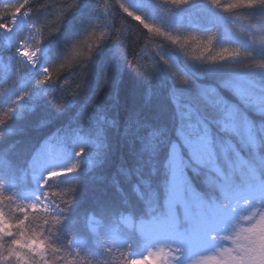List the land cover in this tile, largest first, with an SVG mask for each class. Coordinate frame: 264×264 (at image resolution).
<instances>
[{"label": "trees", "instance_id": "1", "mask_svg": "<svg viewBox=\"0 0 264 264\" xmlns=\"http://www.w3.org/2000/svg\"><path fill=\"white\" fill-rule=\"evenodd\" d=\"M71 2L29 0L30 22L51 32L53 38L38 68H59L72 40L85 32L101 31L104 23L110 32L88 60L59 70L50 82L35 85L31 82L38 71H18L14 48L7 47L0 31V116L8 114L0 125V193L10 198L13 208L29 204L24 191L35 190L40 198L46 192L60 193L62 199L51 200L59 212L50 214L60 222L50 232L45 228L49 244L67 252L75 264H120L143 249L145 237L136 229L139 220L168 216L164 201L173 142L183 157V199L195 218L201 213L209 216L213 206H227V192L264 181V69L256 66L264 62V45L256 42L264 35V5L217 15L222 42L251 51L252 61L201 64L186 62L174 46L124 13L120 5L133 7L131 0H76L56 31V18L44 27L45 15L55 9L59 12ZM20 4L21 0H0V7L14 6L9 14L0 15V23H9ZM115 51L118 56L111 62ZM160 51L221 103L222 115L193 108L205 130L202 137L183 129L180 106L185 102L176 94ZM144 58L155 64V86L146 79ZM104 74L113 83L110 109L114 126L108 146L86 159V167L45 181L50 160L63 144L72 149L75 136H82L85 142L91 139L90 125L80 128L79 118L96 96ZM49 147L52 156L47 153ZM235 151L246 165L237 162ZM198 199L203 206L197 205ZM125 215L132 220L131 228L120 222ZM89 216L96 220L94 231L88 229ZM243 224L241 219L234 220L229 232H209L208 238L230 242L237 250L236 245L247 243L235 236ZM194 226L195 221L188 225L181 220L177 225L187 232ZM224 249L232 248L222 244L215 249L218 264H233L229 256H219ZM231 255L239 256L240 251Z\"/></svg>", "mask_w": 264, "mask_h": 264}, {"label": "rangeland", "instance_id": "2", "mask_svg": "<svg viewBox=\"0 0 264 264\" xmlns=\"http://www.w3.org/2000/svg\"><path fill=\"white\" fill-rule=\"evenodd\" d=\"M131 2L134 4L133 7L127 6L130 12L134 15L140 16L145 23H149L158 26L162 31L171 33L173 35H186L194 34L200 38L206 39L209 35L214 34L213 47L220 48L224 46H230L223 43V34L218 27V13L221 12L218 8H213L207 3V0H190V2L181 7H172L168 4L162 3L161 0H141V3H135L133 0ZM14 6L4 5L0 7V15L9 14ZM23 12V10H22ZM57 10L55 9L49 16H44V27L47 28L48 23L55 20L57 16ZM11 19L19 17L20 8L12 13ZM31 14L28 17L27 23L19 29H12L10 32L2 31L1 36L5 40L6 45L9 48H14V57L18 67V71L23 74H34L37 70L33 72L29 71L23 63L18 58L17 49L19 44L25 42H30L32 38V30L34 27H40L36 22H30ZM11 21V20H10ZM105 27H102L101 31L107 33L110 32L107 23H104ZM28 28H31L29 31ZM53 33V31H52ZM88 32H85L81 38L70 39L71 45L67 52H64V57L62 60L70 54L71 46L77 42L82 41L87 36ZM46 37H42L38 49L37 58L40 59L48 50L49 44L53 38L45 33ZM10 38L13 39L14 43H10ZM40 37L37 36V39ZM105 41V40H104ZM103 41V42H104ZM103 42L101 44H103ZM171 44L170 42L166 41ZM100 44V45H101ZM99 45V46H100ZM172 45V44H171ZM96 48V50L99 48ZM174 46L182 55V58L186 62H191L185 54L184 50L179 47ZM231 47V46H230ZM95 50V51H96ZM94 51V52H95ZM93 52V53H94ZM118 51L113 53V59H116ZM163 59L166 62L167 68L171 77L173 78V84L178 97H180L185 104L180 106L182 112V125L185 132L191 136L204 135L205 130L201 126L199 119L194 111V107L198 108L203 113H208L213 111L217 115H222L224 113L221 103L213 94V92L208 88H203L197 86L192 80H190L186 74L176 65L175 61L163 54ZM143 70L146 74V79L150 86H155L156 83V67L151 58L143 59ZM44 75V72H39V75L32 80L31 83L38 85L36 81ZM187 80L188 83L181 84L180 80ZM46 83V82H45ZM43 83V84H45ZM113 92V83L111 82V77L104 74L102 77V82L96 96L94 97L92 103L82 111L79 124L80 128H85L86 125H90L91 139L86 142L82 136H75L73 148H67L66 144L62 145V150L57 151L56 157L52 156L51 147L47 149V153L51 154L49 157L50 166L47 171L48 175L50 172L56 171L58 173H68L73 165H76V170L86 167L89 162H85L98 150L106 148L109 143V136L114 126V121L111 116V98ZM73 140V138L71 139ZM227 143H229L227 141ZM80 153V155H77ZM182 156L179 153L176 143H173L170 148V185L169 192L165 200V208L168 211L167 218L161 217H151L146 221H140L137 225V230L139 233L145 236L146 243L144 245L143 251L138 256L131 259L145 258L144 264H154L152 260L146 259L150 251H154L158 246H163L165 249H175L183 248L182 254L179 260H173L172 256L168 257V260L172 261V264H189V262L196 258H207L210 256L217 257L215 260L208 261V264H218V255H215V247H220L222 243H212L208 238L209 231L221 232L224 227H228L230 223L235 219H242V216L247 215L250 209L254 207H260L264 204V181L250 184L245 190H237L235 192L227 193V198L230 204L227 207H216L211 210L210 217H204L200 215L197 218L196 226L192 232H185L177 228V223L179 221L178 210L181 213L182 221L187 223L193 222V216L189 213L188 206L182 197V183L184 180V174L180 169V163ZM240 161V160H239ZM25 196L28 202L39 203L44 201L49 203L50 213L57 212V209L52 201L40 198L35 191L25 192ZM202 204V203H200ZM172 221L175 225L174 231H168L161 228L162 224H166L168 221ZM243 220V219H242ZM91 222V219H89ZM130 219L124 217L121 222L124 225L129 226ZM131 222V221H130ZM245 222V221H244ZM146 226L151 230H146L144 232L140 231V226ZM90 229H93L92 223H89ZM198 234L204 241L199 247L190 248L186 244L181 243L182 236H190L192 234ZM225 243V242H224ZM235 252L236 250L233 249ZM163 264V262H162Z\"/></svg>", "mask_w": 264, "mask_h": 264}, {"label": "snow or ice", "instance_id": "3", "mask_svg": "<svg viewBox=\"0 0 264 264\" xmlns=\"http://www.w3.org/2000/svg\"><path fill=\"white\" fill-rule=\"evenodd\" d=\"M76 0H72L70 4L62 8L56 16L55 31L61 21L63 15L70 11L75 6ZM162 3L168 4L172 7H181L190 2V0H161ZM119 3V0H116ZM207 3L213 8H218L224 13H231L235 10L252 9L257 6L264 5V0H207ZM29 0H21L20 13L24 16L29 15L30 11L26 10ZM120 8L135 21H139L145 29L153 36L170 42L172 45L185 50L192 59H202L208 57L207 63H218L228 59H235L240 55L239 52H230L229 49L223 48L214 50L213 41L214 34L209 35L206 39L200 38L194 34L173 35L162 31L158 26L145 23L140 16L134 15L123 5ZM107 9V5H105ZM23 10V12H22ZM107 13V12H106ZM15 21L10 23H0V31L10 32ZM51 34L48 33V35ZM37 36L40 38L37 39ZM46 37L45 32L40 27H34L32 30V38L30 42L20 44L17 49V54L25 59L28 64H34V58L41 38ZM107 38V33L103 31H89L85 39L77 42L71 46L70 54L65 58L59 68H45L44 75L41 76L36 83L43 84L50 82L52 75L59 70L70 66L73 62L80 60H87L96 48ZM257 43L264 45V35H262ZM209 53H214L209 55ZM250 57V53L246 54ZM257 67L264 69V62L258 63ZM181 84L188 83L187 80L181 79ZM27 95V93H24ZM8 118V114L0 116V125H2ZM80 155V153H77ZM76 165H73L69 171H75ZM62 175L56 171L50 172L45 181L53 179ZM43 186V185H41ZM45 200H54L56 198L62 199V195L57 192H46ZM10 198L5 197L0 193V264H75L73 259L69 258L67 252H62L59 248L53 247L49 244L48 238L45 235V228L50 232L52 227L57 225L60 221L55 215L50 214L49 203L40 201L39 203H31L26 206L12 207ZM8 207V211H5ZM18 215H13V213ZM245 223L237 227L235 232L236 239L243 238L247 241L244 245H236V240L232 243L236 245L237 250L240 251L239 256H232V249H224L219 253V256L225 255L233 261V264H264V204L260 207L250 209L247 215L242 216ZM129 226L131 222L127 221ZM168 231H174L175 225L172 221L160 226ZM151 230L146 226L141 225L140 231L144 232ZM209 239H215L210 236ZM203 240L198 234L190 236H182L181 243L186 244L190 248L199 247L203 244ZM183 248L165 249V247L158 246L154 251H150L146 259L152 260L154 264H172L168 260L171 255L173 260H179ZM217 257L210 256L207 258H196L189 262V264H208V261L215 260ZM145 258L122 260L120 264H144Z\"/></svg>", "mask_w": 264, "mask_h": 264}, {"label": "clouds", "instance_id": "4", "mask_svg": "<svg viewBox=\"0 0 264 264\" xmlns=\"http://www.w3.org/2000/svg\"><path fill=\"white\" fill-rule=\"evenodd\" d=\"M223 48H227V49H229L230 52H233V53H235V52H239V53H240V55H239L238 57H236L235 59H228V60H225V61H228L229 64H231V63H233V62H241V61H245V60L252 61L253 53H252L251 51L244 50V49H242L241 47H230V46H224V47H220V48H215L214 50H219V49H223ZM248 53L251 54L250 57L246 55V54H248ZM184 54H185V56H186L189 60H191V61H198V62H200L201 64H208V63H207V59H208L207 56L204 57V58H202V59L197 60V59H192L191 56H190L189 54H187V52H186L185 50H184ZM212 54H214V53H209V55H212ZM91 55H92V54H91ZM90 57H91V56H90ZM90 57H89V58H90ZM89 58H88V59H89ZM88 59H87V60H88ZM223 62H224V61H223ZM245 67H248V65L245 64Z\"/></svg>", "mask_w": 264, "mask_h": 264}, {"label": "bare ground", "instance_id": "5", "mask_svg": "<svg viewBox=\"0 0 264 264\" xmlns=\"http://www.w3.org/2000/svg\"><path fill=\"white\" fill-rule=\"evenodd\" d=\"M12 21H15L14 25L12 26V29L13 30L14 29H19V28H21L22 26H24L27 23V21H28V15L27 16L21 15L19 17H15V18L12 19ZM28 30L30 31L31 28H28ZM10 43H12V44L14 43V41H13L12 38H10ZM19 46H20V44H19ZM37 55H38V53L36 52V55H35V58H34V64H31V65L28 64L27 61L25 59L21 58L20 56H18V58L21 61V63H23L25 65V67L29 71L33 72L34 70L37 69V66H38V58H37ZM218 209L219 208H216L215 210H218Z\"/></svg>", "mask_w": 264, "mask_h": 264}]
</instances>
